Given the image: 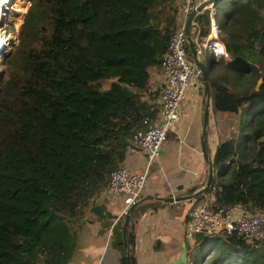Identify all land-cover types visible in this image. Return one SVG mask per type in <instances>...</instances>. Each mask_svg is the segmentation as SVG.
Here are the masks:
<instances>
[{
    "label": "trees",
    "instance_id": "trees-1",
    "mask_svg": "<svg viewBox=\"0 0 264 264\" xmlns=\"http://www.w3.org/2000/svg\"><path fill=\"white\" fill-rule=\"evenodd\" d=\"M212 7L227 58L203 61L207 98L213 113H241V132L216 144L210 181L205 186V173L188 210L205 204L212 212L264 213V0ZM179 20L178 0H31L0 76V264H67L76 221L104 194L128 136L157 113L160 88L149 89V69L159 68ZM209 20L204 10L193 25L195 49ZM256 59L262 74L247 63ZM242 72L259 79L256 88H233ZM140 202L121 226L129 264ZM187 262L264 264V229L251 238L195 235Z\"/></svg>",
    "mask_w": 264,
    "mask_h": 264
},
{
    "label": "crops",
    "instance_id": "crops-1",
    "mask_svg": "<svg viewBox=\"0 0 264 264\" xmlns=\"http://www.w3.org/2000/svg\"><path fill=\"white\" fill-rule=\"evenodd\" d=\"M210 19L213 22L212 16ZM161 83L159 68L149 69V89L159 88ZM156 104L159 106L158 97ZM204 108L207 122L203 135ZM227 115L230 114L213 113L209 99L202 96L199 88L188 87L180 120L167 132L159 157L146 175L138 206L145 209L134 225L135 264H188L187 254L193 243L184 237L183 223L192 205L190 191L194 194L200 190L218 139L227 138L223 135L230 127L225 120ZM201 140L207 161L201 152ZM144 164L142 154L126 153L121 166L139 174ZM155 198L159 201H153ZM121 206L119 196L101 194L92 201L85 209L83 221L75 223L77 246L67 264H126L121 233L123 220L119 216Z\"/></svg>",
    "mask_w": 264,
    "mask_h": 264
},
{
    "label": "built area",
    "instance_id": "built-area-1",
    "mask_svg": "<svg viewBox=\"0 0 264 264\" xmlns=\"http://www.w3.org/2000/svg\"><path fill=\"white\" fill-rule=\"evenodd\" d=\"M31 0H0V70L8 49L10 36L15 34L24 12ZM203 0H178L179 24L171 33L167 50L163 55L159 70L162 83L158 97V110L154 118H143L140 126L127 138V154H142L145 164L139 174L129 172L119 166L108 175L104 186L106 196H119L122 199L121 215L133 206L141 193L151 164L159 157L167 132L180 120L181 104L190 85L199 88L200 70L186 57L183 23L189 11ZM15 2H18L15 5ZM211 22V21H210ZM18 30V29H17ZM218 29L211 22L204 45L214 55L223 54V46L218 40ZM3 43V45L1 44ZM13 42H11V45ZM205 204L195 205L186 212L183 233L193 242L195 235L211 236L220 232H235L243 237H261L264 217L261 213H251L242 208L233 207L225 213L206 210Z\"/></svg>",
    "mask_w": 264,
    "mask_h": 264
},
{
    "label": "rangeland",
    "instance_id": "rangeland-1",
    "mask_svg": "<svg viewBox=\"0 0 264 264\" xmlns=\"http://www.w3.org/2000/svg\"><path fill=\"white\" fill-rule=\"evenodd\" d=\"M18 4V2H17ZM205 10L208 11V14H209V19L211 18V16H213L214 14V8L212 6H208ZM260 13L261 14H264V8H260ZM204 11V10H203ZM213 19V18H212ZM210 20H209V28H210ZM17 29H18V26L16 28V31H15V34L10 36V40L8 41V49L10 48L11 46V42L15 43L16 42V39H17ZM194 30V26H192V31ZM192 35H193V32H192ZM218 40H219V37H217ZM220 41V40H219ZM204 43V40L202 39L199 43V46L196 45V50L198 51V56L200 58V60L203 62H206L209 58H212V59H218L221 55L223 56V58L226 60L227 57H225L226 55L223 54H217V55H214L213 53H210V51L208 50V48L206 47V45L203 44ZM187 57V55H186ZM187 59L189 61H191V58L188 56ZM260 60L256 59L254 62H251V61H247L248 64H253L257 70H258V74H262L260 72L259 69H261V65L258 64ZM3 68V67H2ZM259 68V69H258ZM220 68H215L211 74L212 75H216L218 72H219ZM244 72V71H243ZM242 72V75L240 77V82L235 85L233 88L236 89V90H240L242 88H250V87H254L256 88L257 84L259 83V79H257V82L256 84L254 83V79L252 78V75L251 74H245ZM96 86L99 88V89H105L108 87V84H109V81L108 80H105V81H99V82H96ZM161 88V86L159 87ZM153 90V89H152ZM160 92V91H159ZM159 97V96H158ZM186 98V97H185ZM185 100V99H184ZM184 102V101H183ZM183 102L180 106L181 108V112H182V105H183ZM246 103H244L242 105V107H245ZM241 110V108H240ZM229 114V113H228ZM226 121H229L230 123V127L229 129H225V132L223 135H225L226 137H236V135L239 134V132H241V128H240V123H241V113L240 114H237V115H233V114H230V115H227ZM245 130V129H244ZM230 132V134H229ZM223 139H218V142L221 141ZM246 151H249L250 149H245ZM227 178V176H224L223 178L221 177L222 180H225ZM203 185V183H202ZM191 192V199H192V203H194V200H193V196L195 194H193L192 190L190 191ZM196 193V192H195ZM172 199V197H171ZM198 206V205H197ZM121 211V209H120ZM263 214V217H264V213ZM119 216H121V213H119ZM213 253H215V250L213 251H208L207 254V258L208 257H211L213 255ZM200 262H205V259H201Z\"/></svg>",
    "mask_w": 264,
    "mask_h": 264
},
{
    "label": "water",
    "instance_id": "water-1",
    "mask_svg": "<svg viewBox=\"0 0 264 264\" xmlns=\"http://www.w3.org/2000/svg\"><path fill=\"white\" fill-rule=\"evenodd\" d=\"M216 0H203L199 4L195 6V8L191 9L189 13L187 14L184 23H183V33L185 36L186 46L189 51V54L191 56V60L193 63L199 68L201 76H200V83L202 87V96L207 99V81H206V71L203 62L198 58L197 51L194 47L195 42L192 40V24L195 23L199 13H201L203 10H205L208 6H212ZM30 2V1H29ZM2 75V70H0V76ZM206 104V100H205ZM206 107V106H205ZM207 122V114H206V108L202 111V134L205 133V126ZM200 148L202 155L204 159L207 161V155L204 148V142L203 140L200 141ZM211 178V164L210 161L207 163V172H206V179H205V186L208 185ZM170 199V198H168ZM133 209V206H130L127 208L126 212L123 215V223H122V230L125 228V225L128 221V218L130 216V213ZM124 234L122 231V242L124 246ZM126 264H129L127 255H125Z\"/></svg>",
    "mask_w": 264,
    "mask_h": 264
},
{
    "label": "clouds",
    "instance_id": "clouds-1",
    "mask_svg": "<svg viewBox=\"0 0 264 264\" xmlns=\"http://www.w3.org/2000/svg\"><path fill=\"white\" fill-rule=\"evenodd\" d=\"M210 21H211V19H210ZM213 23H214V21H213ZM214 24H215V23H214ZM193 25H194V23L192 24V26H193ZM18 31H19V25H18L17 34H18ZM208 33H209V31H208ZM205 39H206V37L204 38V40H205ZM192 40H194V39H192ZM194 42H195V40H194ZM219 42L221 43V41H219ZM221 44H222V43H221ZM11 46H12V45H11ZM222 46H223V45H222ZM233 207H237V206H233ZM233 207H231V208H233ZM238 207H239V206H238ZM231 208H230V209H231ZM239 208H241V207H239ZM230 209H229V210H230ZM242 209H243V208H242ZM229 210H227V211H229ZM125 212H126V211H125ZM125 212H124V213H125ZM248 212H249V211H248ZM255 213H256V212H255ZM258 213H261V214H262V212H258ZM122 215H124V214H122ZM122 215H121V216H122ZM263 229H264V225H263ZM192 243H193V242H192Z\"/></svg>",
    "mask_w": 264,
    "mask_h": 264
},
{
    "label": "bare ground",
    "instance_id": "bare-ground-1",
    "mask_svg": "<svg viewBox=\"0 0 264 264\" xmlns=\"http://www.w3.org/2000/svg\"><path fill=\"white\" fill-rule=\"evenodd\" d=\"M15 5H17V2H15ZM1 44L3 45V43L1 42Z\"/></svg>",
    "mask_w": 264,
    "mask_h": 264
}]
</instances>
